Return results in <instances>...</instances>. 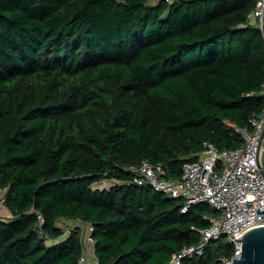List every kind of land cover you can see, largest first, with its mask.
I'll use <instances>...</instances> for the list:
<instances>
[{
  "label": "trees",
  "instance_id": "1",
  "mask_svg": "<svg viewBox=\"0 0 264 264\" xmlns=\"http://www.w3.org/2000/svg\"><path fill=\"white\" fill-rule=\"evenodd\" d=\"M0 0V264H171L209 227L206 203L132 182L148 159L180 178L204 143L236 149L264 109L257 0ZM105 178L123 183L93 189ZM39 214L44 221L41 222ZM211 243L183 264H221Z\"/></svg>",
  "mask_w": 264,
  "mask_h": 264
},
{
  "label": "built area",
  "instance_id": "2",
  "mask_svg": "<svg viewBox=\"0 0 264 264\" xmlns=\"http://www.w3.org/2000/svg\"><path fill=\"white\" fill-rule=\"evenodd\" d=\"M251 17L264 25V0H257V7ZM261 94L264 97V83ZM252 131L233 126L244 138V144L236 149H220L214 143H204V150L193 161L183 164L180 178L165 177L161 164L144 159L138 165L127 169L133 173L132 182L152 186L168 197L184 200L183 212L201 203L210 205L216 214L206 215L209 227L200 230L197 244L187 245L173 256L171 264H183L185 259L204 256L208 246L228 238L234 246L232 257H221V264H233V257H242L243 235L250 230L264 226V109L250 118ZM118 178H105L93 185V189H110L121 184ZM0 191H3L0 189ZM5 206V194L0 198V207ZM41 222L44 221L39 214ZM63 227V226H62ZM83 227V254L77 264H99L95 253L96 240L93 226ZM76 227L64 228L69 235Z\"/></svg>",
  "mask_w": 264,
  "mask_h": 264
},
{
  "label": "water",
  "instance_id": "3",
  "mask_svg": "<svg viewBox=\"0 0 264 264\" xmlns=\"http://www.w3.org/2000/svg\"><path fill=\"white\" fill-rule=\"evenodd\" d=\"M242 241V257H233V264H264V226L247 232Z\"/></svg>",
  "mask_w": 264,
  "mask_h": 264
},
{
  "label": "rangeland",
  "instance_id": "4",
  "mask_svg": "<svg viewBox=\"0 0 264 264\" xmlns=\"http://www.w3.org/2000/svg\"><path fill=\"white\" fill-rule=\"evenodd\" d=\"M158 2V0H149L148 1V3L149 4H151V5H153V4H156ZM4 194H6V191L5 190H3V191H0V198L4 195ZM6 210V208H5V206L4 207H0V213L1 214H3V212ZM68 220H71V222L69 223V225L68 224H66V220H64L63 221V227L64 228H68V227H81V226H78L77 225V223H76V221H74L75 219H68ZM81 222V221H80ZM60 225H61V223H60ZM84 226H83V230H84V233H86L87 231H88V227H87V225L88 224H83ZM222 242H224V243H227L228 242V238L227 237H223L222 238Z\"/></svg>",
  "mask_w": 264,
  "mask_h": 264
},
{
  "label": "crops",
  "instance_id": "5",
  "mask_svg": "<svg viewBox=\"0 0 264 264\" xmlns=\"http://www.w3.org/2000/svg\"><path fill=\"white\" fill-rule=\"evenodd\" d=\"M254 21H256V20L253 19V22H252V23L255 24L256 22H254ZM5 208H6V210L3 212V214L0 213V218H1V219H8V218H10V217L12 216L11 212L9 211V209H8L6 206H5ZM64 220H66V224H68V225H69V223L71 222V220H68V219H61V220L59 221V225H60V223H61V226H62ZM74 221H76V220H74ZM76 223H77L78 226H81V227H83V226H84L83 224H85V223L80 222V221H78V220L76 221ZM88 264H92V263L90 262V263H88Z\"/></svg>",
  "mask_w": 264,
  "mask_h": 264
}]
</instances>
